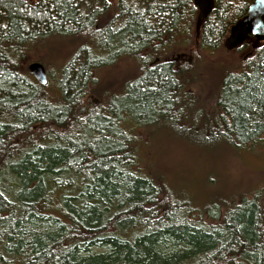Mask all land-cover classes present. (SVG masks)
<instances>
[{
	"label": "trees",
	"instance_id": "16d2710c",
	"mask_svg": "<svg viewBox=\"0 0 264 264\" xmlns=\"http://www.w3.org/2000/svg\"><path fill=\"white\" fill-rule=\"evenodd\" d=\"M213 1L197 29L192 0H0V264H264V181L201 201L147 145L264 141V43L200 71L254 0ZM53 42L74 50L43 85Z\"/></svg>",
	"mask_w": 264,
	"mask_h": 264
},
{
	"label": "rangeland",
	"instance_id": "374dc122",
	"mask_svg": "<svg viewBox=\"0 0 264 264\" xmlns=\"http://www.w3.org/2000/svg\"><path fill=\"white\" fill-rule=\"evenodd\" d=\"M248 42L249 45L253 44V39ZM238 47L226 45L225 49L218 50L214 54L202 53L200 60L202 76H210L229 63L231 65L237 63L238 57L242 56L241 53L236 51ZM73 50L74 45L68 42H53L49 46H44V49L40 51V55L38 53L43 63L30 61L27 67L32 62L44 64L49 71V74L46 71L47 82L53 84L59 64ZM247 50L249 49L246 48L242 53L245 54ZM129 66L128 62L121 60L116 65L106 68L103 75H106L108 81H114L119 76H126ZM149 142L147 145L154 151V155L152 153H149V155L152 158L155 157L154 161L162 169L164 165L165 172L170 174L173 177L171 179L182 188L193 193L199 192L201 201H204L209 193L218 192L224 197L236 190L259 185L263 183L261 181H264V141L255 144L250 150L242 149L239 153H234L227 147L215 150L214 153L207 152L197 147L202 146V143H195L187 138H180L175 135L161 139L155 138L154 141L149 140ZM206 178L210 181L207 182L209 184L206 185V190H204L203 183Z\"/></svg>",
	"mask_w": 264,
	"mask_h": 264
},
{
	"label": "water",
	"instance_id": "95a60500",
	"mask_svg": "<svg viewBox=\"0 0 264 264\" xmlns=\"http://www.w3.org/2000/svg\"><path fill=\"white\" fill-rule=\"evenodd\" d=\"M197 9L196 28L199 29L203 21L213 10V0H192ZM250 38L259 43H264V0H254L247 8L243 17L229 27L227 44L230 47L242 45ZM28 70L38 82L45 85L47 75L44 66L39 62H32Z\"/></svg>",
	"mask_w": 264,
	"mask_h": 264
}]
</instances>
